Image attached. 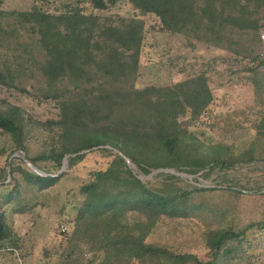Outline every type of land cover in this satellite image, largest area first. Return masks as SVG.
Returning <instances> with one entry per match:
<instances>
[{
  "label": "trees",
  "instance_id": "16d2710c",
  "mask_svg": "<svg viewBox=\"0 0 264 264\" xmlns=\"http://www.w3.org/2000/svg\"><path fill=\"white\" fill-rule=\"evenodd\" d=\"M57 1L41 0V4L34 0L29 9L8 12L36 38L42 55L36 68L45 85L34 92L22 85L21 74L11 64L4 63L0 86L55 102L59 114L46 123L52 132L49 143L32 152L26 138L42 123L28 118L20 106L0 108V130L13 137L15 146L0 166V188L11 186L0 193V242L12 237L4 206L19 197L23 186L43 192L76 168L88 151L97 149L112 159L79 189L84 200L76 217L77 234L92 240L94 249L105 254L102 264L184 261L191 255L148 244L146 235L158 218L191 215L196 193L219 188L244 191L233 173L248 171L254 163L264 168V112L254 123L253 144L244 151L236 153L223 143L205 145L189 126L209 115L215 99L206 71L172 84L140 87L136 82L142 68L146 21L111 13L119 0H60L50 6ZM127 1L142 15L156 16L159 31L227 50L234 55V63H244L238 73L250 72L249 80L259 93L264 0ZM6 14L0 10V16ZM4 33L0 28V41ZM241 40L251 44L240 50ZM236 124L244 127L241 121ZM162 168L199 175L194 178L197 181L216 173V185H190L180 174L155 172ZM157 178H162L161 184L154 183ZM131 211L145 214L148 221L136 233L124 234L122 218ZM261 228L264 219L239 231L233 227L213 230L206 238L208 259L195 264H228L239 247L235 242L242 246L250 231ZM65 260L73 264L66 254Z\"/></svg>",
  "mask_w": 264,
  "mask_h": 264
},
{
  "label": "rangeland",
  "instance_id": "374dc122",
  "mask_svg": "<svg viewBox=\"0 0 264 264\" xmlns=\"http://www.w3.org/2000/svg\"><path fill=\"white\" fill-rule=\"evenodd\" d=\"M33 2L0 0V10L7 13L0 16V28L6 32L0 41V66L11 64L21 74L22 85L36 92L39 86L45 85L36 68L42 58L36 38L8 15L11 10L29 9ZM39 3L42 4L41 0ZM111 13L137 16L147 23L142 68L136 82L138 86L172 84L194 72L206 71L215 99L210 105L209 115L191 124L190 130L205 145L227 144L236 153L253 144L256 138L254 123L264 112V66L259 68L260 91L257 93L254 83L249 80L251 73H238L244 63H234V55L227 50L191 42L184 35L159 31L156 16L142 15L127 0H119ZM261 35H264V29ZM239 44L242 50L243 46L251 43L241 40ZM258 50L264 52L263 37ZM8 105L20 106L28 118L42 123L35 125L26 143L32 152L44 148L52 136L46 123L58 119L56 103L41 101L35 95L28 96L16 88L0 86V108ZM228 114L230 116L226 118ZM237 121H241L244 127L237 125ZM12 138L0 130V166H4L15 147ZM111 159V156L94 149L88 151L86 158L53 187L42 192L23 186L19 197L4 206L12 237L0 242V264H65V254L73 264H102L105 254L94 249L92 240L77 234L76 217L84 200L79 192L81 185L90 180L95 170L105 169ZM245 171L246 168L233 173L237 186L244 191L219 188L194 194L195 207L191 215L186 218H158L146 235L145 242L168 246L177 254L191 255L184 261L172 259L169 264H195L197 260L208 259L206 238L213 230L233 227L239 231L250 222L262 221L264 194L258 193V190L264 191V168L262 163H254L253 168ZM152 176H144L143 179ZM198 176L182 175L187 180L184 181L186 184L215 187L216 173L209 179L200 178L197 181L194 178ZM154 183L161 184L162 178H157ZM10 188H0V193ZM147 221L145 214L131 211L122 218V233H136L140 225L146 227ZM63 225L66 227L64 231ZM235 244L239 246L237 253L228 264H264V228L250 231L242 246L238 242Z\"/></svg>",
  "mask_w": 264,
  "mask_h": 264
},
{
  "label": "water",
  "instance_id": "95a60500",
  "mask_svg": "<svg viewBox=\"0 0 264 264\" xmlns=\"http://www.w3.org/2000/svg\"><path fill=\"white\" fill-rule=\"evenodd\" d=\"M67 161H65V163H66ZM128 163L130 164V161H128ZM34 170H36L37 172H39V173H41V174H45V173H43L40 169H38L37 167H35L34 165H32L31 163H28ZM63 170V169H62ZM61 170V171H62ZM160 171H167V172H171V173H176V174H180V175H183V173H178V172H176L175 170H173V169H158V170H156L155 172H160ZM154 172V173H155Z\"/></svg>",
  "mask_w": 264,
  "mask_h": 264
},
{
  "label": "built area",
  "instance_id": "2783aa9c",
  "mask_svg": "<svg viewBox=\"0 0 264 264\" xmlns=\"http://www.w3.org/2000/svg\"><path fill=\"white\" fill-rule=\"evenodd\" d=\"M262 37L264 38V35H262ZM62 228H63V231L66 230V227L64 225L62 226Z\"/></svg>",
  "mask_w": 264,
  "mask_h": 264
}]
</instances>
